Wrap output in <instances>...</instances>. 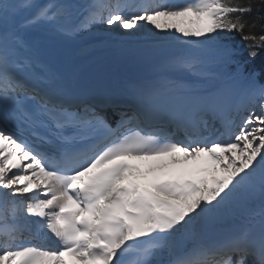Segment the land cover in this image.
<instances>
[{
  "label": "snow or ice",
  "instance_id": "6c2138e0",
  "mask_svg": "<svg viewBox=\"0 0 264 264\" xmlns=\"http://www.w3.org/2000/svg\"><path fill=\"white\" fill-rule=\"evenodd\" d=\"M259 21L264 0H0V264H264ZM96 25L166 35L114 83L61 48ZM166 155L185 166L129 178Z\"/></svg>",
  "mask_w": 264,
  "mask_h": 264
},
{
  "label": "bare ground",
  "instance_id": "6f19581e",
  "mask_svg": "<svg viewBox=\"0 0 264 264\" xmlns=\"http://www.w3.org/2000/svg\"><path fill=\"white\" fill-rule=\"evenodd\" d=\"M75 2L79 4L84 0H75ZM164 35L166 34L149 32L148 27L145 26L135 34L121 32V40L117 41L113 38L114 31L109 33L106 31V26L96 25L90 31L82 33L76 42L61 44V48L66 61L81 75L119 83L137 74L142 64L141 53L138 49L145 43V38L151 36L153 39H159ZM100 36H105L111 46L107 48L97 46L98 42H102ZM108 38L113 39L109 40ZM232 46L234 47V45ZM175 155L182 157L180 153ZM129 158L131 164L138 166V171H134L129 178H138L142 182L161 177L164 172L170 169L185 166L184 164H172L170 155Z\"/></svg>",
  "mask_w": 264,
  "mask_h": 264
},
{
  "label": "rangeland",
  "instance_id": "374dc122",
  "mask_svg": "<svg viewBox=\"0 0 264 264\" xmlns=\"http://www.w3.org/2000/svg\"><path fill=\"white\" fill-rule=\"evenodd\" d=\"M235 34L232 33V34H229V38H228V43H230L231 45H234V48L237 50V51H241L244 53V56L246 57L247 56V51H246V44H245V41H237L235 39ZM252 64H249L247 67H251ZM168 156V155H166Z\"/></svg>",
  "mask_w": 264,
  "mask_h": 264
},
{
  "label": "trees",
  "instance_id": "16d2710c",
  "mask_svg": "<svg viewBox=\"0 0 264 264\" xmlns=\"http://www.w3.org/2000/svg\"><path fill=\"white\" fill-rule=\"evenodd\" d=\"M256 13L255 11L252 13V17H255ZM264 24V21H259L257 24V27L254 29L255 32L259 33L260 32V25ZM235 37L241 41H243L241 39V36L239 33H235ZM264 61V51H261L260 54L255 58L254 63L255 65H257L258 67L260 66L261 62Z\"/></svg>",
  "mask_w": 264,
  "mask_h": 264
}]
</instances>
